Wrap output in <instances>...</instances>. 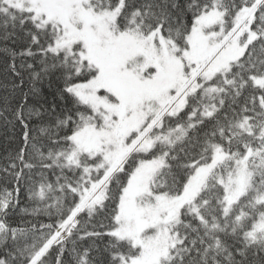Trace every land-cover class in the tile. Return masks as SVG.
Segmentation results:
<instances>
[{"label": "snow or ice", "instance_id": "6c2138e0", "mask_svg": "<svg viewBox=\"0 0 264 264\" xmlns=\"http://www.w3.org/2000/svg\"><path fill=\"white\" fill-rule=\"evenodd\" d=\"M0 44V264H264V0H0Z\"/></svg>", "mask_w": 264, "mask_h": 264}, {"label": "trees", "instance_id": "16d2710c", "mask_svg": "<svg viewBox=\"0 0 264 264\" xmlns=\"http://www.w3.org/2000/svg\"><path fill=\"white\" fill-rule=\"evenodd\" d=\"M23 44L21 39L17 40L15 45L12 47L19 48ZM3 44H0V106H2L5 101L13 103L15 98L19 95V90L14 87L20 83V78L17 77L11 70L9 65L12 63L11 57L6 55L3 52ZM17 65L19 66V59H17ZM31 62V61H29ZM23 80L25 84L23 85L24 91L27 92L31 87L29 81V76L27 72H23ZM58 87V82L54 77L45 78L42 82L37 84L40 97L51 102L54 93ZM20 147L19 136L17 130L12 129L10 126H7L0 122V165L6 163L10 155H14L15 152ZM55 177H51L54 179ZM31 203V202H29ZM45 219L46 217H40ZM19 220V217L16 218ZM24 219H31L29 216H25Z\"/></svg>", "mask_w": 264, "mask_h": 264}]
</instances>
